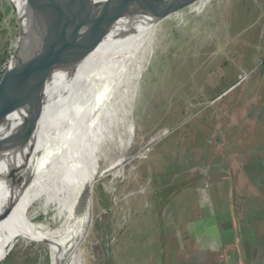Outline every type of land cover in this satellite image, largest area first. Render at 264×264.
Wrapping results in <instances>:
<instances>
[{"label": "rangeland", "instance_id": "374dc122", "mask_svg": "<svg viewBox=\"0 0 264 264\" xmlns=\"http://www.w3.org/2000/svg\"><path fill=\"white\" fill-rule=\"evenodd\" d=\"M215 3L202 17L160 10L132 141L89 185L82 264H264V0ZM16 12L0 0V78ZM49 254L19 241L1 264H53Z\"/></svg>", "mask_w": 264, "mask_h": 264}, {"label": "bare ground", "instance_id": "6f19581e", "mask_svg": "<svg viewBox=\"0 0 264 264\" xmlns=\"http://www.w3.org/2000/svg\"><path fill=\"white\" fill-rule=\"evenodd\" d=\"M106 1L89 0L92 9ZM212 1L187 0L185 6L192 17H202L218 6ZM12 2L19 26L30 35L41 0ZM159 13L137 25L116 20L74 67L52 73L33 88L39 111L27 114L13 148L0 155V264L19 241L45 244L53 264H82L78 251L89 185L115 169L132 141L133 92L151 60ZM74 47L75 41H66L58 52ZM22 119L8 114L0 139ZM9 124L13 130L6 134ZM43 174L49 176L45 184L36 183Z\"/></svg>", "mask_w": 264, "mask_h": 264}, {"label": "water", "instance_id": "95a60500", "mask_svg": "<svg viewBox=\"0 0 264 264\" xmlns=\"http://www.w3.org/2000/svg\"><path fill=\"white\" fill-rule=\"evenodd\" d=\"M187 0H108L92 9L89 0H41L40 14L30 35L19 27L17 46L0 78V124L11 113L23 115L16 130L9 124L7 137L0 139V155L13 148L18 128L27 114L39 111L35 105L36 84L59 70L80 62L120 19L124 25H137L144 17L160 10L183 6ZM66 41L74 49L58 52Z\"/></svg>", "mask_w": 264, "mask_h": 264}, {"label": "crops", "instance_id": "0c3cea01", "mask_svg": "<svg viewBox=\"0 0 264 264\" xmlns=\"http://www.w3.org/2000/svg\"><path fill=\"white\" fill-rule=\"evenodd\" d=\"M227 218H229V212H228V215H227ZM229 220V219H228ZM216 225H217V227L219 226L218 225V223L216 222ZM215 227V226H214ZM224 230V229H223ZM222 229H220V226L218 227V242L221 240V239H219V238H222V236H221V232H224V231H227V230H224L223 231ZM232 229L230 228V224H229V232H230V235L232 234Z\"/></svg>", "mask_w": 264, "mask_h": 264}, {"label": "built area", "instance_id": "2783aa9c", "mask_svg": "<svg viewBox=\"0 0 264 264\" xmlns=\"http://www.w3.org/2000/svg\"><path fill=\"white\" fill-rule=\"evenodd\" d=\"M8 63H9V62H8ZM6 68H7V66L4 68L3 72L6 70ZM3 72H2V73H3ZM2 75H3V74H2Z\"/></svg>", "mask_w": 264, "mask_h": 264}, {"label": "trees", "instance_id": "16d2710c", "mask_svg": "<svg viewBox=\"0 0 264 264\" xmlns=\"http://www.w3.org/2000/svg\"><path fill=\"white\" fill-rule=\"evenodd\" d=\"M1 59V58H0Z\"/></svg>", "mask_w": 264, "mask_h": 264}]
</instances>
